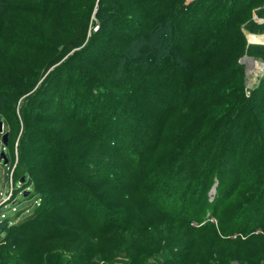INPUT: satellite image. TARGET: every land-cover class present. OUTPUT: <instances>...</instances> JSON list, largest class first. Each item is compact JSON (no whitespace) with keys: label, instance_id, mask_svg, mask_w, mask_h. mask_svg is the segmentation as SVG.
<instances>
[{"label":"trees","instance_id":"1","mask_svg":"<svg viewBox=\"0 0 264 264\" xmlns=\"http://www.w3.org/2000/svg\"><path fill=\"white\" fill-rule=\"evenodd\" d=\"M58 1L0 0V6L6 8L5 13L27 11L47 17ZM127 1L133 7L116 10L107 32L122 35L119 43L123 45H140L137 59L135 53L125 56L124 47L104 44L98 36L105 30L104 21L81 49L53 67L18 106L14 102L27 91L31 82L28 78L36 73L23 74L27 68L23 61L11 68L12 73L16 70L14 78L0 89V119L7 124V145L22 122L25 136L15 166L16 180L20 186L27 184L20 191L24 196L36 195L35 205L26 216L6 217L0 209V223L11 219L12 230L46 224V239L75 236L79 232L77 226L64 224L62 218L54 215L56 202L62 199L96 234L118 229L127 232L140 225L152 231L156 226L177 222L191 232L211 229L221 240L264 235V75L251 91L244 90L238 79L241 65L235 61L244 54L246 43L238 24L240 18L234 19L239 8L248 9L254 3L258 14L264 16V0ZM131 10L134 12L127 16ZM103 15L99 9L98 17L104 18ZM214 15L218 16L217 21L212 19ZM46 19L48 32L37 35L32 31L23 36L19 31L10 33L3 29L8 20L1 16L0 43L8 38L19 48H34V40H41L42 36H48L46 42L55 40L49 35L54 21ZM249 21L245 26L250 30L263 28ZM168 27L174 47L168 54L155 56L141 35ZM235 48L238 50L230 60L223 57L216 67L220 52ZM82 60L93 66L92 72ZM120 63H124L121 72ZM232 84L241 87L224 94V89ZM234 94L236 99L232 98ZM59 122L85 126L84 132L92 138L81 149L69 151L68 138L54 124ZM31 169H48L59 196L38 191L34 175H27ZM80 171L82 175L78 174ZM99 171L108 177L131 178L134 189L145 200V210L157 218L147 220L108 204L111 187L99 193L91 191L90 174ZM23 176L29 180L21 181ZM214 182L216 190L211 199L209 188ZM232 196L244 201L223 222V206ZM16 201L15 197L12 202ZM12 209L16 211L15 207ZM211 218L217 220L215 226L208 220ZM12 238L7 231L0 233V245ZM80 243L78 248L87 245ZM12 245L18 253L8 256L5 264L39 262L28 259L22 239Z\"/></svg>","mask_w":264,"mask_h":264},{"label":"rangeland","instance_id":"2","mask_svg":"<svg viewBox=\"0 0 264 264\" xmlns=\"http://www.w3.org/2000/svg\"><path fill=\"white\" fill-rule=\"evenodd\" d=\"M189 1L192 0H186V2ZM256 4L254 3L248 9H245L244 6V8H239V13H236L234 16V19L240 18L238 24L241 25L242 36L246 43L244 54L237 56L235 62L241 65V73L238 79H241L244 90L247 93L260 83L264 75V16L258 14L255 8ZM121 6L123 8L127 6L133 7L130 1L127 0H105L103 4L98 3V0H92L90 3H87L86 0L58 1L53 10L54 12L52 11V14L46 15L54 21L51 24L53 27L49 35L50 39L54 37L55 40L46 42L48 36L47 39H44L42 36L41 40L39 39L41 42L38 39L34 40L36 44L33 46L34 48L24 46L19 48L18 45L12 44L8 38H6L5 43H0V89H3L5 87L4 84L14 78L16 74L14 71L16 70L13 69L12 73L11 68L15 63L17 61L25 62L27 68H25V71H22L23 74L34 71L36 75H32V78L29 76L30 78L28 79L31 82L26 86L27 91L13 104L15 106L21 105L24 102V97L31 95L47 73L53 67L71 57L75 51L81 49L91 39V33H94L97 27L101 23H104V21H106V24L104 23L105 30H102L98 34L104 40V44L107 47L112 45L124 47L125 54L127 53L125 56L130 57V53H135L133 56L137 59L140 55V45L133 44L129 46L128 42H124L123 45L119 43L122 35L107 32V29L111 26L110 23H113L115 20L112 14L116 10L121 9ZM5 9V7L2 8L0 6V17L4 16L5 20H8V23L3 25V29L8 30L10 33L19 31L25 36L24 34L32 33L33 31L39 35L43 34V31L48 32L50 29L46 30L48 23L45 15L27 11L5 13ZM99 9L103 10L104 18L98 17ZM133 9L137 10L135 7ZM132 12L134 10L128 12L127 16H131ZM212 19L215 21L218 19V16L214 15ZM249 20L256 22V25L263 26V28L254 27L250 30L249 27H246L251 23ZM132 31L134 33L138 32L136 29H132ZM249 35L259 36L260 39L258 41L251 40ZM141 37L147 39L148 46L152 51L151 53L155 52L153 54L155 56L159 55V57L172 51L175 44L170 27L151 30L141 35ZM107 47L102 48L106 49ZM237 50L238 48H235V50L230 49V51L229 49H223V52L221 51L216 58L218 59L216 60L218 61L216 67L222 63L221 58L226 57V60H230ZM121 60L123 62L124 59ZM82 63L86 65L83 60ZM123 64L120 63L119 65L120 72ZM86 66L90 72L93 71V66ZM117 76L118 73L114 74V77ZM238 87H241V84H232L229 88L224 89V94L226 91L234 90V88ZM236 97L237 94H234L232 98L236 99ZM130 98L134 99V96ZM7 103L8 101L6 100L3 108L7 106ZM215 117H217V114L213 116V118ZM54 124L68 138L66 148L69 151L73 152L81 149L90 141L91 135H89L90 137L86 135L84 131L87 128L85 126L81 128L82 126H77L73 122ZM4 126L7 127V124ZM22 127L21 122L18 124V129L14 130L10 137V144L6 145L4 154L8 159L7 164H4L3 161L0 162V193H2L0 195V209L5 213L6 217L26 216L35 205L34 196L36 194L32 193L24 196L20 191L27 184L20 186L19 181L16 180L17 173L15 172V166L18 163L20 145L23 144L22 140L25 136ZM1 137L2 134L0 133V142ZM75 138L77 140H74ZM36 141L34 140L33 142L37 144ZM41 159L38 158L39 161ZM91 170L88 169L87 171L92 173ZM32 171L33 169L27 175H30L31 178L34 175L38 191L59 196L60 192L56 188V183L48 169H34ZM93 173L92 175L90 174V178L92 179L89 182L86 180L89 178V175L85 174L87 177H85V181L91 182V191L96 193L105 191L111 187V190L108 191V204L125 213L129 212L132 215L145 217L147 220L157 218L156 214L145 210V200L134 189V182L131 178L123 175L118 176L119 178H115V176L108 177L104 171ZM78 174L82 175L83 173L80 171ZM28 176L21 177V181L23 179L25 181L29 180ZM115 181L118 182L115 183ZM112 185L115 187H112ZM14 186L16 190L13 189ZM215 187L216 184L214 182L209 188L211 199L215 194ZM15 197L17 201L14 203L12 201ZM238 197L233 198L232 196L223 206V210H225L221 218L223 222L227 221L231 210L244 201V199H239ZM102 199L105 201L104 195ZM66 204L64 200L59 199L56 202L54 215L55 217L58 216L57 218H62L63 220L61 221L64 224L70 223L73 226H77L79 232L75 236L66 234L64 237L46 239L45 235L49 230L46 224H31L26 229L12 230L11 219L1 222L0 233L7 231L14 239L12 238L8 243L0 245V264L7 263L9 261L8 256L18 253V249L13 248L12 245L18 239H22L25 242L23 251L28 256V259L33 260V263L34 260H39L37 264H264L263 234L247 238L242 237L232 241L221 240L211 229L191 232L186 225L177 222L175 224L167 223L156 226V229L152 231L144 230L145 227L140 225L138 228H131L127 232H121L122 229H118L96 234L86 226L85 220L75 210H72L73 208L67 207ZM12 207H15L16 211ZM161 218L159 217L158 219L160 220ZM208 220L212 221L214 226L217 224V220L215 219L211 218ZM82 241L87 243V245L83 248H78V244H81L80 242ZM171 243L175 244L171 245Z\"/></svg>","mask_w":264,"mask_h":264},{"label":"water","instance_id":"3","mask_svg":"<svg viewBox=\"0 0 264 264\" xmlns=\"http://www.w3.org/2000/svg\"><path fill=\"white\" fill-rule=\"evenodd\" d=\"M2 126H3V121L0 119V133L2 134V142L4 143V145L8 144V139H9V133L8 131L2 132ZM0 158H2L4 164H7L8 159L6 157V155L4 154V152H1L0 154Z\"/></svg>","mask_w":264,"mask_h":264},{"label":"built area","instance_id":"4","mask_svg":"<svg viewBox=\"0 0 264 264\" xmlns=\"http://www.w3.org/2000/svg\"><path fill=\"white\" fill-rule=\"evenodd\" d=\"M4 123H3V126H2V132H4ZM6 148V145H4V143L2 142V139H1V142H0V154L1 152H4ZM3 161L2 158H0V162ZM0 195H2V193H0ZM0 217H2V215H0Z\"/></svg>","mask_w":264,"mask_h":264},{"label":"bare ground","instance_id":"5","mask_svg":"<svg viewBox=\"0 0 264 264\" xmlns=\"http://www.w3.org/2000/svg\"><path fill=\"white\" fill-rule=\"evenodd\" d=\"M249 37H250L251 40H257L258 41V39H260L259 36H255V35H249Z\"/></svg>","mask_w":264,"mask_h":264}]
</instances>
